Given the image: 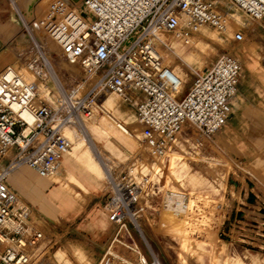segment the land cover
Here are the masks:
<instances>
[{
    "label": "built area",
    "instance_id": "built-area-1",
    "mask_svg": "<svg viewBox=\"0 0 264 264\" xmlns=\"http://www.w3.org/2000/svg\"><path fill=\"white\" fill-rule=\"evenodd\" d=\"M263 21L264 0H57L48 7L41 32L84 76L54 102L37 107L36 81L50 77L51 65L41 41L24 24L30 42L16 51L15 67L0 74V160L9 152L12 156L0 166V264H34L46 241L30 224L31 208L6 183L13 170L28 166L40 177L56 175L70 151L60 128L77 126L109 94L136 107L141 141L157 157L175 149L191 130L210 139L232 113L241 63L233 52H224L210 67L192 74L181 95L183 81L170 66L174 49L167 37L192 35L202 27L218 34L236 27L233 39L241 42L250 23ZM27 112L34 117L32 125L23 117ZM151 182L144 177L138 183L131 177L109 181L106 207L117 237L122 228L130 234L128 224L140 231L137 219L147 200L159 193L148 187ZM141 264L160 262L152 256Z\"/></svg>",
    "mask_w": 264,
    "mask_h": 264
},
{
    "label": "rangeland",
    "instance_id": "rangeland-1",
    "mask_svg": "<svg viewBox=\"0 0 264 264\" xmlns=\"http://www.w3.org/2000/svg\"><path fill=\"white\" fill-rule=\"evenodd\" d=\"M0 1L2 2L0 13L8 18L7 20L12 19L18 25L13 37L14 42L10 46L11 51L16 52L19 47L28 46L30 42L29 36L24 32V24L29 27L39 21L46 20L48 7L57 0H51L45 9L38 6L40 0L30 4H27L25 0ZM68 1L71 3L73 0ZM79 2L80 0H76L74 4ZM20 4L22 5L21 14L16 9L17 5L20 7ZM29 5L32 8L27 11L26 7ZM259 25L250 23L247 28L251 31ZM235 31L236 27L218 34V31L213 28L203 27L195 34L185 35L186 38H189L190 46L183 42L185 36L179 38L169 35L167 37L174 49L173 53L169 55L170 66L173 69L180 66L185 73V78L182 80L181 95L192 83V74L201 73L210 67L221 54L232 52L233 48L239 44L233 39ZM32 32L36 36V32L40 31ZM247 40L248 36H245L243 42ZM42 43L47 51L52 71L59 78L61 92L79 83L84 76L81 68L78 65L69 64L62 58L58 45L56 46L48 40L45 41V39L42 40ZM23 74L29 77L27 72H23ZM36 85L38 91L36 107L40 103H51L58 98L59 94L51 76L44 80H37ZM41 91H47L49 96H44ZM107 97H115L119 101L118 112L123 114L122 123L131 131L133 138L128 139L113 129L110 139L103 136L108 144L109 142L113 144L114 147L109 144L111 150L106 148L104 139L97 141L100 154L96 151L93 154L101 164L105 176L102 174L100 175L101 178L95 179L104 185L106 193H109L111 178L119 181L123 177H131L136 183L141 177L151 178L152 182L148 187L152 186L158 189L159 193L147 200L144 210L137 219L140 231L128 224L129 232L147 262H150L152 256H155L160 264H264V202L255 197V200L251 201L252 203L248 202L244 206L245 210L238 209V207H243L240 204V193L238 192L240 182L238 181L250 179L253 183L252 186H258L262 189L264 187V166L262 163L256 165L242 164L235 147L224 140L220 132L207 139L196 130H191L183 135L180 145L172 150L180 156L175 157L171 154L169 158H164L162 163L159 159L162 157L154 155L141 141V126L137 120L136 107L132 103L125 102L116 94H109ZM115 114L114 111H109V115L114 117ZM92 115H82L81 119L95 130L102 133L103 128L111 125L107 118L103 121L105 115L97 106H94ZM71 130L69 134L67 132H63V134L71 141L73 147L76 137H80L76 128H71ZM73 135L75 136L72 137ZM11 157V153H7L6 157L0 160V166L6 165L7 159ZM78 166L80 171L86 172L82 166ZM156 168H160V173L152 177L151 173ZM58 175L63 176L64 172L60 171ZM76 192L77 194L70 193L75 199L81 201L85 192L80 189H76ZM172 192L181 193L187 199L192 197L196 200H207L210 203L217 202L215 204V206L218 205L216 211L220 216L217 217V221H213L214 219L211 220L207 216H203L202 221H197L198 226H201V228L199 226L197 231L199 233L197 234L204 235L203 232H206V236L203 239H198L195 234L192 235L191 241L194 251H188L182 255L179 241L168 229L170 226L164 225V229H166L164 230L160 221V214L167 197ZM202 229L204 230L201 233ZM50 235L56 241L49 253L55 254L58 262H60L58 258L60 237L55 232L50 233ZM118 237L114 239L110 246L112 249L108 255L106 254L102 258L100 264H134L138 262V259L132 255L128 248H124L118 243ZM119 240L128 244L131 243L128 235ZM52 242L54 243V241ZM39 251L40 248L36 253Z\"/></svg>",
    "mask_w": 264,
    "mask_h": 264
},
{
    "label": "crops",
    "instance_id": "crops-1",
    "mask_svg": "<svg viewBox=\"0 0 264 264\" xmlns=\"http://www.w3.org/2000/svg\"><path fill=\"white\" fill-rule=\"evenodd\" d=\"M25 1L30 4L36 0ZM1 3L0 1V5ZM29 6L26 7L27 11L32 8ZM17 8L21 12L19 5ZM7 19L0 13V74L15 63L16 52H12L10 46L14 42L13 37L18 25L12 19ZM245 36H248V40L239 42L232 51L241 63L242 73L236 95L231 102L232 113L219 132L224 140L235 147L242 164L262 163L264 166V21L263 25L254 30L246 28ZM118 106L119 101L115 97H107L101 109L105 118L109 117L125 127L122 123L123 114L118 112ZM109 111H114L115 116L109 115ZM84 124L93 148L88 142H85L84 148H80L75 141L72 152L61 158L60 171L64 172L63 176H57V173L49 177L51 180L40 177L28 166H21L13 170L6 179L7 185L18 198L31 208L30 224L46 236V241L40 246L37 260H33L34 264H100L102 258L109 254L112 249L110 246L117 237L118 228L110 221L106 207L109 193H106L104 185L95 179L101 178L102 174L105 176V173L94 156L95 151L100 154L97 141L101 139L105 140L106 148L111 150L109 144H113H108L103 136L110 139L114 128H103L101 133L91 125ZM125 129L128 134L119 133L132 139L131 131L126 127ZM171 154L180 156L175 152ZM89 159H93L101 170L91 169ZM78 165L87 173L80 171ZM238 182L240 204L243 206L238 207L239 210H245L244 206L254 201L255 197L264 202V187L261 189L252 186L250 179ZM76 189L85 192L81 201L71 195L77 194ZM54 232L60 237V262L55 254L49 253L56 241L50 235Z\"/></svg>",
    "mask_w": 264,
    "mask_h": 264
},
{
    "label": "bare ground",
    "instance_id": "bare-ground-1",
    "mask_svg": "<svg viewBox=\"0 0 264 264\" xmlns=\"http://www.w3.org/2000/svg\"><path fill=\"white\" fill-rule=\"evenodd\" d=\"M50 2H51V0H40V3H39L38 6H40V8H44L45 9V6L48 5ZM72 2L75 3L76 0H73ZM21 8H22V5L20 4V9ZM16 9L19 11L20 14L22 13V12H20V10L18 8H16ZM47 20H48V17H47L46 20L39 21L36 24H32V26H29V30H30V32H31L32 35H34L32 31H36V30H39L40 31V32H36V38L41 41V44H42V46H43L44 49H45V46L42 43V40L43 39H45V41L48 40L49 42H52V43L56 44V46H57V43L54 40H52L48 35H45V34H43V32H41L40 23L41 22L42 23H45V22H47ZM37 25H38V27H37ZM35 26H36V28H35ZM26 34H27V36H29V33H26ZM22 35H23V33L21 34V36ZM183 42L186 45L189 44V46H190L189 38H186V37L183 38ZM45 51H46V49H45ZM13 67H15V65ZM13 67H10V69H12ZM51 67L48 68L49 74H50V76L52 78V81H53L54 86H55V88L57 90V93L59 95H61V94H63V92L65 90L64 91L62 90V92H61V87L59 88V78H57V76L53 73ZM174 72L180 77V79L184 80L185 73L183 72V69L180 66L175 67L174 68ZM22 74H23V72H22ZM28 75H29V77H26L23 74V76L28 81H32L33 80L32 75L30 73H28ZM182 88H183V86H182ZM41 92L43 93L44 96H49L47 91H41ZM104 100L101 101V104L95 105V107L97 106L101 110L102 113H103V110L101 109V105L104 102ZM93 112H94V106L92 108V113ZM91 115L92 114L90 113V114H87L86 116H91ZM92 116H94V115H92ZM23 117H24V119L26 120V122L29 125H32L33 124L34 117H33V115L30 112L25 113L23 115ZM105 119L106 118H103V121ZM107 120L109 121V123H111V125H109L108 127H113L115 130H117L118 132H120L122 134H128L127 133V130L125 129V127H123L121 124H118L113 119L111 120L109 117L107 118ZM71 128H76L77 129L76 131L79 132V137L80 138L76 137V142H77V144L79 145L80 148H84L85 147V145H86L85 142H88L90 144L89 146H92V148H93V145L91 143V139L89 137V134H88V132H87V130L85 128V124H84V122H83L82 119H79L78 120L77 126L73 127V126H69V125H64V126H62L60 128V130H61V133L62 134H63V132H67L69 134L70 131H72ZM27 132H28V130H26L24 133L26 134ZM103 133H105V132H103ZM64 137L68 140V142L70 144V151L68 153V154H70L72 152V144H71V141L65 135H64ZM88 143H87V145H88ZM79 147H78V149H79ZM171 153H173L172 150L169 151V152H167L164 157L159 158V159H161V162L163 163V161H164L163 159L164 158H168L169 155H171ZM89 160L88 161L90 162L89 165H90V168L91 169H95L96 171H100L101 170L99 168V166L95 163V161L93 159H89ZM20 167L21 166L17 167L16 169H18ZM159 173H160V168H156L151 173V175H152V177H155ZM131 174L133 175V173H131ZM216 203H210L207 200H200V199L196 200V199H193L192 197H189L188 198V202H187V198H186L185 195H183L181 193H176V192H172L167 197V201H166V203L164 205L163 211L160 214L161 215L160 216V219H161L160 221L162 222L163 229H164L165 226H168V225L170 226L168 228L170 230V233L172 231L173 232L172 235L179 241V248H180V251H181V255L187 253L188 251L189 252L190 251H194V247H193V244H192V241H191V239H192L191 236L192 235L195 234L198 239L199 238H202L203 239V238H205L204 236H206L205 235L206 232H203L204 229L201 230V233L203 232L204 235L197 234V233H199L197 231H198L199 226H200V225L198 226V222L197 221H202L204 219L203 216H207L211 220L214 219L213 221H217L218 220L217 217H220V216H218V214H217L218 212L216 211V208L218 207V205L215 206ZM200 228H201V226H200ZM164 230H166V229H164ZM118 235H119V237H118L119 239H123L126 235H128L129 239H131V243L128 244L125 241H121L119 239H117V241L124 248H128L131 251L132 255L136 259H138V262H136L134 264H141V262L143 260H145V257L141 253V249L139 248V246L136 243V241L132 238V236H130V234L127 232V230L125 228H122L119 231V234ZM210 236H212V235H210ZM208 239H210V238H208Z\"/></svg>",
    "mask_w": 264,
    "mask_h": 264
}]
</instances>
